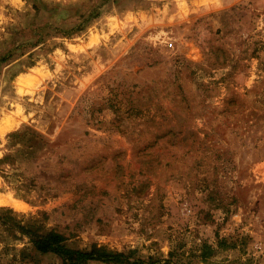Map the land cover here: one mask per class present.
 <instances>
[{
    "label": "rangeland",
    "instance_id": "374dc122",
    "mask_svg": "<svg viewBox=\"0 0 264 264\" xmlns=\"http://www.w3.org/2000/svg\"><path fill=\"white\" fill-rule=\"evenodd\" d=\"M17 224L264 264V0H0V264H64Z\"/></svg>",
    "mask_w": 264,
    "mask_h": 264
},
{
    "label": "trees",
    "instance_id": "16d2710c",
    "mask_svg": "<svg viewBox=\"0 0 264 264\" xmlns=\"http://www.w3.org/2000/svg\"><path fill=\"white\" fill-rule=\"evenodd\" d=\"M6 220V219H5ZM8 221V220H7ZM14 221V218H10ZM20 232L27 235L35 250L41 253L53 252L61 256L64 264H86L89 261L114 262L117 264H181L185 263L184 258L175 254L174 251L169 253V259H163L160 263L144 262L143 260H129L128 256L123 252L109 251L102 246L93 245L90 250H80L68 248L64 242L66 238L57 231H50L46 234H40L30 228H24L17 224ZM232 248L233 244L225 240H221L217 247L204 244L199 249V254H193L190 258H186L187 264H197L200 262L206 264H215L214 262L217 252L224 248Z\"/></svg>",
    "mask_w": 264,
    "mask_h": 264
},
{
    "label": "built area",
    "instance_id": "2783aa9c",
    "mask_svg": "<svg viewBox=\"0 0 264 264\" xmlns=\"http://www.w3.org/2000/svg\"><path fill=\"white\" fill-rule=\"evenodd\" d=\"M168 47H172V43L170 42V43H168Z\"/></svg>",
    "mask_w": 264,
    "mask_h": 264
},
{
    "label": "bare ground",
    "instance_id": "6f19581e",
    "mask_svg": "<svg viewBox=\"0 0 264 264\" xmlns=\"http://www.w3.org/2000/svg\"><path fill=\"white\" fill-rule=\"evenodd\" d=\"M28 82V81H27ZM27 82H26V84H27Z\"/></svg>",
    "mask_w": 264,
    "mask_h": 264
}]
</instances>
